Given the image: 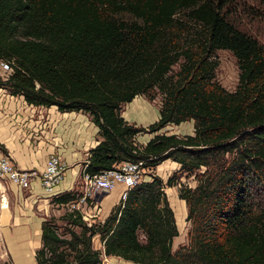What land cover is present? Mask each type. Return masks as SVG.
I'll return each mask as SVG.
<instances>
[{
    "label": "trees",
    "instance_id": "trees-1",
    "mask_svg": "<svg viewBox=\"0 0 264 264\" xmlns=\"http://www.w3.org/2000/svg\"><path fill=\"white\" fill-rule=\"evenodd\" d=\"M224 1L0 0V58L11 65L0 87L28 104L88 115L99 141L82 173L141 161L149 177L102 220L83 219L77 190L52 196L66 210L42 220L36 264H102L103 256L264 264V45L228 21ZM219 49L236 62L232 91L214 78ZM157 94L158 117L146 127L120 116L134 96ZM189 120L192 135L134 141ZM166 159L178 169L163 182L153 171ZM177 183L189 229L172 250L177 229L163 189Z\"/></svg>",
    "mask_w": 264,
    "mask_h": 264
},
{
    "label": "crops",
    "instance_id": "crops-1",
    "mask_svg": "<svg viewBox=\"0 0 264 264\" xmlns=\"http://www.w3.org/2000/svg\"><path fill=\"white\" fill-rule=\"evenodd\" d=\"M155 108L145 97L134 96L126 103L120 116L133 126H144L157 120ZM191 121L181 122L174 128H182L186 130L184 134L189 135ZM154 134L157 133L139 132L134 136V141L144 145ZM98 141L97 127L87 114L81 111L60 112L54 105L28 104L21 95L9 94L0 87V151L19 170H33L36 173L27 190H20L12 183L0 180V238L39 240L42 220L61 214L60 208L49 201L54 195L46 194L39 183L38 174L46 158L55 155L65 166L55 192L77 190L81 188L82 169L88 151ZM177 167V163L166 159L155 166V173L163 179L165 171L166 176L169 169ZM121 190L122 185L116 183L108 192L98 194L94 200L81 205L83 219L90 222L106 217L119 201ZM163 191L165 193V189Z\"/></svg>",
    "mask_w": 264,
    "mask_h": 264
},
{
    "label": "rangeland",
    "instance_id": "rangeland-1",
    "mask_svg": "<svg viewBox=\"0 0 264 264\" xmlns=\"http://www.w3.org/2000/svg\"><path fill=\"white\" fill-rule=\"evenodd\" d=\"M222 9L224 13L227 15V19L229 22H231L238 29L246 32L247 34L257 39L260 44L264 45V4L260 3L258 0H225ZM214 59L217 62L215 68V74H214L215 80L224 89L228 91H232L237 84V78H238V69L234 57L231 55L229 51L219 49L215 51ZM140 96L144 98L143 95ZM148 102L152 108L155 107L157 108V113H158V107L160 104V95L159 94L155 95V97L152 100H148ZM125 107H126V103L122 105L120 112ZM146 126L147 124L138 127H146ZM175 126L176 125L174 124H167L155 132L157 134H162V133L166 135L174 134L176 136L186 135L184 134L186 133V130L183 131L182 128H174ZM192 133H193V122H192V127H190L189 135H192ZM0 153L3 154L1 151ZM165 169H167V167ZM177 169L176 168L175 169L173 168V170L169 169L167 171L166 176L164 175L166 173L165 171L163 174L165 178L163 177L162 181L164 182L166 178L169 175H171L173 172H175ZM153 173L156 175L155 169ZM178 182L185 183L191 187L194 185L193 181H191L189 178L186 179L184 177H180ZM178 186L179 184L177 183L171 187L169 186L164 187L165 194L167 195L165 196L168 197V199L166 198L168 205L171 208V210H173L172 211L173 219H174L175 227L177 229V235L172 238V242H171L172 250H175L178 246L186 244L187 242L186 232L189 229V223L185 219L186 216L185 202L184 200L178 198L177 196ZM80 190L81 189L79 188L77 189L78 192H80ZM94 197H97V195H95ZM82 206H84V204ZM59 208L61 214L55 216L58 218L61 217L63 212L66 210V208L63 206H59ZM38 242L39 240L37 238H18V239L0 238V264H36L33 259V252L38 248L37 247ZM92 244L95 248H100V244L97 238H93ZM102 264H135V263L123 260L119 257L103 256Z\"/></svg>",
    "mask_w": 264,
    "mask_h": 264
},
{
    "label": "built area",
    "instance_id": "built-area-1",
    "mask_svg": "<svg viewBox=\"0 0 264 264\" xmlns=\"http://www.w3.org/2000/svg\"><path fill=\"white\" fill-rule=\"evenodd\" d=\"M11 72L9 62L0 58V80H5ZM86 164V160L83 167ZM65 166L55 155H49L43 165L42 171L38 174L39 183L42 190L48 195H56L55 186L64 172ZM36 175L33 170H19L9 159L0 153V180L14 184L20 190H27L30 180ZM149 177L142 167L141 161H122L114 165L111 169L103 170L97 174L81 175V195L76 203V207L84 204L86 199L94 200V196L101 192L106 193L111 190L116 183L122 185L119 193V201L124 200L127 191L142 180Z\"/></svg>",
    "mask_w": 264,
    "mask_h": 264
},
{
    "label": "water",
    "instance_id": "water-1",
    "mask_svg": "<svg viewBox=\"0 0 264 264\" xmlns=\"http://www.w3.org/2000/svg\"><path fill=\"white\" fill-rule=\"evenodd\" d=\"M103 192H101L99 195H101Z\"/></svg>",
    "mask_w": 264,
    "mask_h": 264
}]
</instances>
